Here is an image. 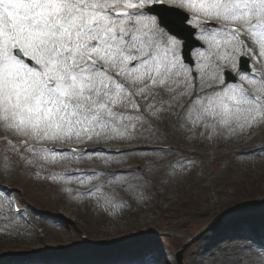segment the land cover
I'll return each mask as SVG.
<instances>
[{
  "label": "snow or ice",
  "instance_id": "1",
  "mask_svg": "<svg viewBox=\"0 0 264 264\" xmlns=\"http://www.w3.org/2000/svg\"><path fill=\"white\" fill-rule=\"evenodd\" d=\"M189 37L198 43L186 55ZM0 129L6 170L23 166L109 214L130 209L121 192L143 200L165 182L146 173L170 169L165 176L182 180L192 171L177 169L179 158L158 163L179 151L174 136L227 147L264 129V0H0ZM137 151L160 155L144 168L107 170L113 156ZM9 195L0 192V215L14 224ZM258 203L228 211L264 223ZM220 252L213 264H246L245 252L264 260L255 242ZM123 264L159 261L145 242Z\"/></svg>",
  "mask_w": 264,
  "mask_h": 264
},
{
  "label": "rangeland",
  "instance_id": "2",
  "mask_svg": "<svg viewBox=\"0 0 264 264\" xmlns=\"http://www.w3.org/2000/svg\"><path fill=\"white\" fill-rule=\"evenodd\" d=\"M195 41L194 39V46L198 43V41ZM190 55L195 60V52H191ZM259 131H263V129ZM4 134L7 133L0 129V135ZM256 140L257 142L253 143L248 149H255L259 145L260 147L255 150L256 154H264V152L260 151L261 147L264 146V133H261ZM198 143H206L208 147L202 148ZM217 144L213 142H201L199 139L193 140L188 137L181 138L174 136L171 146L178 148L179 151L169 155L166 159L159 160L158 163L167 164L168 161L179 158L180 162L175 165L176 168L179 169L181 164H183L190 167L192 171L182 180L169 177L171 182H173L170 184L171 187L177 189L180 185L189 186L190 181L198 176L203 167L212 177H219L222 174L228 173L226 166L229 165H225L224 161L220 159L222 148L213 149ZM233 144L237 145V143ZM104 147L110 146L105 145ZM212 150L219 152L214 158L211 157L210 152ZM193 151H196L198 154H193ZM205 152L210 155H205ZM201 154L205 155L206 160L200 158ZM159 155V153L151 151H137L131 153L129 156H113L114 163L108 169L113 168L115 171H118L119 167H121L120 170L132 168L136 161H139L141 164V166L137 165V167L144 168L147 163L156 162L155 157ZM182 155H191L195 164L185 162ZM148 157L153 158V160L146 159ZM263 159V155H254L252 158H247L239 163L241 172L233 177L238 188L232 186L229 189L231 195L229 202L221 208L213 210L212 213H203L201 217L205 218L206 222L201 226L195 221L191 222L189 225V227L191 226L189 229L190 235L189 232H179L172 229L174 222L178 220L179 213L183 212L181 209H177L175 204L170 206L174 214L173 217H170L172 222L167 223L157 218L153 222L148 221L142 224L141 219L144 218L145 214H142L140 207H142L143 203H147L149 206L153 201L151 198H157L163 192L158 182L156 183V187L151 189L152 196L146 195L143 200L139 199L141 203L136 196L124 192L129 200L132 201L131 208L138 206L140 209L136 223L132 224L130 221L132 216L129 211L131 208L121 209L114 214H109V212L103 209L91 207L87 200L74 201L66 198L56 191V187L52 183L30 176L23 170V166L16 168L15 171H11L6 170L3 164L0 163L2 183H5V188L13 190L20 196L23 204L27 207L26 215L30 216V219H26V225L23 223V219L20 220L21 218L14 217L15 223L13 224L9 223L6 217L0 215V264H59L62 262V258L66 257L72 259V264H83L85 262H87L85 264H118L116 258H124V260H121L124 262L136 255L140 251V245L145 242H149L152 248L162 247L164 249L166 254L159 258V264H168L166 261L171 262L172 258H174L176 264H185L187 262L185 251L192 252L193 249L195 250L197 248L196 242L200 240L201 243L202 236L209 231L212 225L220 222L226 215H230L227 219L228 221L235 222L234 224L230 223L227 229H232L230 227L234 225L240 226L243 223V220H241L243 217L238 215L240 213L228 211L229 207L246 202H256V207H260L258 202L264 199V195H258L259 192L264 194ZM115 161L129 162L115 163ZM199 161L205 165H198ZM82 164L84 163L70 165L69 168L73 166L80 167ZM86 164H88L89 168L104 167L102 161L98 164L87 161ZM54 171L65 172L66 169L57 167ZM167 171H170V169H160L158 174L146 173V175H150L156 181H159L161 178L167 177L165 176V172ZM23 176H26L24 181L28 180L29 182L28 187L20 183V179ZM191 177L193 178L189 181ZM206 183L208 181L203 182V184ZM250 189H252V192L246 193ZM193 190L194 192L197 191V189ZM198 193L200 194V190L196 194ZM251 199L255 200L251 201ZM197 204L198 200L191 195L188 206L195 209ZM225 207L227 209H223ZM183 210L184 214H187V209ZM234 215L237 216L231 218ZM254 218L255 220L260 219L259 215ZM237 220H240V222L237 223ZM250 224L251 226H258L264 223L259 220L256 222L251 221ZM105 226H110L111 229L113 228V231L109 230V232H105L103 230ZM116 226L119 227L116 228ZM5 229H8L7 233ZM178 254L182 255L179 256ZM115 255L116 258L114 259ZM158 256L156 255L155 258H158ZM57 261L59 262L57 263Z\"/></svg>",
  "mask_w": 264,
  "mask_h": 264
},
{
  "label": "bare ground",
  "instance_id": "3",
  "mask_svg": "<svg viewBox=\"0 0 264 264\" xmlns=\"http://www.w3.org/2000/svg\"><path fill=\"white\" fill-rule=\"evenodd\" d=\"M196 55V54H195ZM257 142V140H243L240 143L230 144L229 146H224L223 142H219L217 146L213 149H220V148H226V151L221 152L220 159H222L225 163L227 172L226 174H222L219 177H212L209 172L203 169L199 172L198 176L195 178L191 177L189 178L190 185H180L177 189H173L168 181L170 180L169 177H164V183H159L160 187L162 188L163 192L159 194V197H152L153 199L152 203L148 206L147 203H143L141 210L142 214H145L143 219H141L142 224L147 223L148 221L153 222L154 220L161 219L165 222L169 223L172 222L170 217L174 216L173 212L170 209V206L174 205L177 206V209H181L177 222H174V225L172 226V229H176L178 231L182 232H189L188 229L191 222H197L199 226H201L203 223L206 222L205 218H202L201 215L212 213L213 210L217 208H221L222 206L226 205L230 200V193L229 189L232 188V186H235L238 188V186L235 184V181L233 177L234 175L241 172V168L239 166V163L244 161L247 158H252L255 156H264V154H256V151L260 146H256L253 150V154L251 155H240V156H232L230 153L234 150H241V149H248L252 146L253 143ZM189 143V142H188ZM199 146L202 148L208 147V144L206 143H198ZM214 156H216L219 152H216L213 150ZM206 154V153H205ZM207 155V154H206ZM183 157L186 155H182ZM188 157H191V155H187ZM200 158L202 160H205L206 157L204 154H201ZM129 159V158H125ZM131 159V158H130ZM185 162H189L188 160H185ZM264 161V159L262 160ZM231 162H234L231 164ZM202 164L205 165L203 162H198V165ZM231 164V165H230ZM264 164V163H263ZM141 166L139 161H136L134 164V167ZM88 167V164H86ZM76 167V166H73ZM80 167H85V164L80 165ZM128 168V167H127ZM121 169H117L118 171ZM129 169V168H128ZM263 176V175H262ZM26 176L21 177L20 183L24 184L25 187L29 186L28 180L24 181ZM34 177V176H33ZM129 179L131 177L129 176ZM156 180L155 178H153ZM0 180H2L0 176ZM3 181V180H2ZM208 181V183L203 184V182ZM156 187V185H155ZM236 188V189H237ZM193 189H197L196 192H194ZM235 189V188H234ZM83 190V189H81ZM200 190V194H196ZM250 191H247L246 193H250ZM260 191V190H259ZM150 196H152V191L149 189ZM122 196H124L129 203H132L131 200L126 196V194L123 192L120 193ZM161 195V196H160ZM195 197L198 200V204L195 206V209L188 206L190 196ZM258 195L262 196V192H259ZM189 196V197H184ZM236 196V195H234ZM86 200V199H85ZM182 200V202H181ZM233 200V198H232ZM139 201V199H138ZM140 202V201H139ZM145 202V201H144ZM63 203V202H61ZM141 203V202H140ZM180 204V205H179ZM187 209V214H184V210ZM223 209H227L226 207ZM136 213H133L130 211L132 218L130 221L132 224L136 223L137 218L139 217L138 214L140 212L139 207L135 209ZM241 217H243L241 220H243V223H241L240 226H232L227 229L228 225L232 223L231 221H228L230 215H226L220 222L212 225L209 231L205 233L203 238L198 242H196L197 248L195 250L193 249L191 251H185L187 262L185 264H213V258L212 253H215L217 257H220L221 249H232L235 248L238 245L246 244V243H252L255 242L256 244H264V224L258 225V226H251L250 222H256L261 219H256L254 217H249L245 214H238ZM237 215L231 216V218L236 217ZM239 223L240 220H237ZM59 222V221H58ZM235 223V222H234ZM232 223V224H234ZM119 226H116L118 228ZM105 232L113 231V228L111 229L110 226H105L103 229ZM228 230V231H227ZM150 244L149 242H146ZM151 245V244H150ZM154 256H158V260L162 255H165V251L162 247L152 248ZM259 250L254 248L253 252H258ZM122 252V251H121ZM253 252H245L242 253L243 256H252V259H249L246 261V264H264V260H261L255 256H253ZM124 255V254H119ZM111 258V257H110ZM116 258V255L114 256V259ZM131 258V257H130ZM118 264H123L121 260H124V258H116ZM72 259L69 257L62 258V262L59 264H72ZM35 261V260H33ZM126 261V260H125ZM174 260L172 259V262ZM53 262V261H52ZM55 262V261H54ZM59 261H57L58 263ZM168 264H172L171 262L166 261ZM87 263V262H85ZM83 263V264H85ZM80 264V263H77Z\"/></svg>",
  "mask_w": 264,
  "mask_h": 264
}]
</instances>
